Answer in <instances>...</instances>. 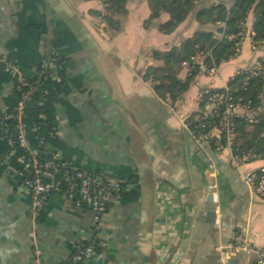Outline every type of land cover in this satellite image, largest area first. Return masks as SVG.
Wrapping results in <instances>:
<instances>
[{
  "label": "crops",
  "instance_id": "obj_1",
  "mask_svg": "<svg viewBox=\"0 0 264 264\" xmlns=\"http://www.w3.org/2000/svg\"><path fill=\"white\" fill-rule=\"evenodd\" d=\"M234 2L224 0L228 7ZM214 4L201 1L166 35L159 26L168 14L145 24L149 0H127L128 13L118 17L117 31L96 15L104 12L100 0H0V57L12 59L29 79L43 74L53 52L67 59L65 78L41 87L47 94V125L39 124L35 101L27 105V145L43 160L55 155L126 184L125 194L101 215L54 193L33 220L22 154L2 161L8 142L0 130V264H64L77 246L92 241L103 253L80 264H223L219 248L240 234L264 250V200L243 180L264 160L240 170L232 167L228 153L217 154L219 165L205 161L202 149L188 141L182 119L198 114L203 89L228 86L239 71L264 57V43L252 51L246 39L242 53L222 63L215 75L198 56L201 71L177 104L160 99L144 79L148 68L161 65L153 51H169L197 32L217 29L196 20L201 9ZM253 23L251 14L248 33ZM14 104L13 77L0 68V124ZM2 130L7 134L10 126ZM215 183L219 209L207 190ZM209 210L215 211L214 223ZM228 259L242 264L250 257L228 253Z\"/></svg>",
  "mask_w": 264,
  "mask_h": 264
},
{
  "label": "built area",
  "instance_id": "obj_2",
  "mask_svg": "<svg viewBox=\"0 0 264 264\" xmlns=\"http://www.w3.org/2000/svg\"><path fill=\"white\" fill-rule=\"evenodd\" d=\"M213 1L215 4L224 2V0ZM246 25L247 23L244 25L245 30L238 35L226 36L222 34L220 36V38L236 41V57L242 53L246 39L250 40L252 51L258 50L259 44L254 39L255 33L253 30L248 33ZM220 26L224 28V24H220ZM193 64L200 65L196 58L193 59ZM46 67L52 73L50 81L60 79L58 76V65L50 60ZM183 67L187 68L189 72L193 68L189 62H184ZM203 67L206 68V71L210 75H215L218 68L215 65L209 68L205 65ZM1 69L7 74L11 72L10 76H16L20 84H27L25 82L26 78L21 74L18 66L17 68L6 66ZM244 71L249 73V78H259L263 82V91L258 97V106H253L251 101L247 104H242L240 100H236L229 86L224 88L209 87L203 89L200 94V110L198 114L182 118L184 126L199 147L206 144L217 154L228 153V161L236 170H240L246 163L257 161L256 154L251 152L242 153L236 148V121L240 118L247 124L253 125L258 122L259 116L264 112V66L257 61L249 69L241 70L238 74ZM39 91L44 95L35 101L36 108L44 109L47 94L41 91V89ZM30 101L29 93L23 94L22 100L17 105V114L15 116L17 122L15 130L18 136V144L25 149L26 154H22L14 149L13 140H8L7 150L9 152L3 162L8 163L17 154H22L23 185L32 196L33 220L39 218L48 203L49 196L54 193L62 195L77 208L88 209L101 215L107 210L113 199H119L125 194V182L93 174L71 164H64L71 171L64 172L58 179L54 173L49 172V165L43 167L39 162L40 156L38 151L30 148L26 141V112L28 102ZM53 158L59 160L55 155H53ZM57 171V167H55L54 172ZM243 180L252 188L257 197L264 200V166L243 175ZM209 188L213 197L212 203L219 209L218 185L215 183ZM219 252L222 256L223 264H231L228 259V253L249 256L250 260L242 264H264V250L256 248L246 235H237L227 246L220 247ZM99 253L95 247H88L77 254L72 253L68 261L70 264H80L89 256ZM37 254H39L38 251Z\"/></svg>",
  "mask_w": 264,
  "mask_h": 264
},
{
  "label": "trees",
  "instance_id": "obj_3",
  "mask_svg": "<svg viewBox=\"0 0 264 264\" xmlns=\"http://www.w3.org/2000/svg\"><path fill=\"white\" fill-rule=\"evenodd\" d=\"M104 6V12H97L96 15L101 17L109 28L117 31L120 29V21L118 17L128 13L126 8L127 0H100ZM203 0H149L151 16L146 25L148 26L153 20L161 17L166 13L169 20L159 26L160 32L169 35L186 21L188 16ZM254 16L253 31L255 33V41L260 45L264 43V0H235L234 4L228 7L224 2L214 4L210 8L201 9L196 20L201 25L216 26L215 31H200L192 37L184 40L179 46L173 47L169 51H153L152 57L159 61L161 65L151 66L147 69L144 79L153 84L157 96L164 100L175 104L181 100L183 95L190 89L195 78L201 71V66L193 64V59L198 56L204 57L203 64L209 68L212 65L219 67L222 63L228 62L236 58V41H230L226 38H220L222 34L226 36L238 35L245 30L244 25L247 23L250 15ZM224 24L223 27H219ZM0 68L10 66L17 68V64L10 58L0 57ZM4 60V61H2ZM66 58L59 52H53L51 61L60 67L58 76L60 79L65 78V70L63 68ZM189 62L192 65L186 80L178 77V70L183 68V63ZM264 66V57L259 59ZM9 74V73H8ZM11 75V72L10 74ZM51 70L46 67L43 74L39 78H26L27 84L22 85L18 82L16 76H12L14 80V99L15 104L9 115L0 124V130L5 134L6 140H13L14 149L26 154L25 149L19 146L18 136L15 130L17 114V105L22 100L23 94L29 93L31 101H37L44 94L40 93L43 84L51 79ZM232 90L236 100H240L242 104L252 102L253 106H258V97L263 91V82L259 78H249V73L244 71L236 75L228 84ZM29 103V102H28ZM37 120L40 125H47L44 115V109H36ZM10 126L9 132L6 134L3 127ZM41 144L45 146L42 136V129L39 128ZM236 148L242 152H251L257 155V160L264 159V112L259 116L256 124H247L243 119L236 121ZM5 151L3 160L8 154ZM40 164L45 167L49 165V172L59 179L62 174L71 169L66 166L67 162L55 160L51 155L47 160L40 157ZM66 164V165H64ZM57 167V172L54 168ZM95 247L100 253H103L101 245L92 241L86 245L77 246L73 250V254L88 248ZM64 264H70L66 261Z\"/></svg>",
  "mask_w": 264,
  "mask_h": 264
},
{
  "label": "water",
  "instance_id": "obj_4",
  "mask_svg": "<svg viewBox=\"0 0 264 264\" xmlns=\"http://www.w3.org/2000/svg\"><path fill=\"white\" fill-rule=\"evenodd\" d=\"M186 136H188V141L192 144V146H194V148H196L197 150H201V155H206V158H204V160L206 161V159H210L213 160V163L216 164V165H219L220 163V159L218 158V155L217 153L211 148L209 147L208 145L204 144L202 147H199L194 138L192 136H190L189 132L186 133ZM212 168V167H210ZM217 177L219 176V169L217 168ZM208 192H209V202H212L213 201V197H212V194H211V190L210 188L208 187L207 188ZM208 216H212L214 219L212 220V223H214L215 221V218H216V214H215V211L214 210H209L208 212Z\"/></svg>",
  "mask_w": 264,
  "mask_h": 264
},
{
  "label": "rangeland",
  "instance_id": "obj_5",
  "mask_svg": "<svg viewBox=\"0 0 264 264\" xmlns=\"http://www.w3.org/2000/svg\"><path fill=\"white\" fill-rule=\"evenodd\" d=\"M178 77H179V79H181L183 81L186 80V78H187V72H186V70L184 68H180L178 70Z\"/></svg>",
  "mask_w": 264,
  "mask_h": 264
}]
</instances>
